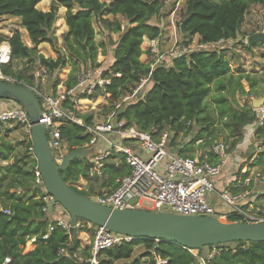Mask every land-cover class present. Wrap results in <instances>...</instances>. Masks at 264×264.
Segmentation results:
<instances>
[{
    "label": "trees",
    "instance_id": "obj_1",
    "mask_svg": "<svg viewBox=\"0 0 264 264\" xmlns=\"http://www.w3.org/2000/svg\"><path fill=\"white\" fill-rule=\"evenodd\" d=\"M40 1L0 0V16L19 17L20 25L32 44L27 46L19 31L13 32L7 39L0 36V43L7 41L11 51L9 63L2 65L1 70L15 78V84L32 85L33 78L29 72L33 65L42 67L45 73L68 66L69 72L62 83L69 90L77 83L82 70L99 68V76L110 80L105 85V92L112 102L130 93L139 80L149 74V62L140 60L145 52L141 45L143 37L158 38L162 33L159 25L149 22L159 15L162 7L160 0H112L109 3L100 0H52L48 11L37 8ZM255 3L264 5V0H184L176 28L183 36H197L201 44L217 45L220 39L234 40L246 13ZM60 6L65 8V51L56 49L55 58L44 57L37 52V45L42 42H48L51 46L55 44L53 27ZM109 15L114 18L111 19ZM94 19L99 21L108 40H111V55L103 64L96 57L99 52L106 55V43L95 41ZM121 19L126 21L124 27ZM112 33H119L115 41L111 39ZM18 59H26L30 63L26 71L14 69L13 64ZM243 80L250 86L248 91L244 89ZM258 81L264 82L263 75L250 77L242 72L233 73L222 49L195 50L178 57L164 58L151 70L140 94L121 103L116 116L125 120L126 125H135L142 130H149L152 126L158 130H171L174 137L179 133L188 135L195 131L192 139L179 150L183 155L189 144L200 139L201 146H209L222 131L226 133L225 138H231L230 146L235 147L243 139L245 127L255 125L256 121L259 123L254 127L253 136L264 146V118L259 120L251 105H240L235 99V93L261 96L263 90L255 89ZM60 83V79H57L53 90ZM208 98L215 105V115L209 110ZM63 105L82 118L84 124L91 122L92 115L79 113L69 96ZM217 120L219 123H216ZM188 121L191 123L187 124ZM59 129L68 151L83 148L88 140L83 125L69 121L61 124ZM1 142L0 146H3ZM28 147H31V142ZM208 154L212 161L211 151ZM110 156L120 160L118 163L101 161L100 185L108 187V191L113 190L120 178L129 172L122 155L112 153ZM7 160V152L0 149V161ZM250 161V166L264 172V150ZM35 162L34 158L29 162L22 157L0 166V186L2 183L6 185L0 191V207L11 212L7 214L0 210V264L6 257H10L8 264H88L59 253L62 246L70 253L78 248V242L69 238L68 231L57 226L48 232L52 217L42 210L43 194L33 185L32 168ZM91 167L88 157L75 158L67 168L60 170V175L78 193L90 196V187L78 189L72 183L79 177L86 179L88 184L93 183V175L89 173ZM94 177L97 178V175ZM18 189L20 193H17ZM260 214L264 216V211ZM226 220L240 221V216L227 213ZM46 234L48 237L43 239ZM32 237H35V246L24 252L26 242ZM230 243L234 247L220 245L222 249L211 258L212 264H264V241ZM138 244L143 245L144 252L134 257V264H143V257H147L150 264H155L157 257L166 260L165 264L196 263L194 254L177 243L131 239L101 250L97 264H113L117 260L128 259ZM84 256H89V250H84Z\"/></svg>",
    "mask_w": 264,
    "mask_h": 264
},
{
    "label": "built area",
    "instance_id": "obj_2",
    "mask_svg": "<svg viewBox=\"0 0 264 264\" xmlns=\"http://www.w3.org/2000/svg\"><path fill=\"white\" fill-rule=\"evenodd\" d=\"M183 3L184 0H172L170 14L174 15ZM172 27L174 28L173 38L171 39L172 43L164 51L160 47L159 37H143V43H145L144 50L150 52L152 55V59L149 62L150 72L164 58L178 57L195 51L191 50L188 45L176 43L178 34L174 23ZM225 40L233 41V39H220L217 43ZM205 45L199 43L200 47H205ZM10 55L9 44L5 41L1 42L0 80L14 83L17 82L16 79L5 75L1 70L2 65L9 62ZM150 72L139 80L130 93L122 96L118 101L111 102L112 108L104 120L92 121L87 124H84L82 118L76 116L72 109L64 106L63 101L67 96L79 89H82L85 97H91L93 93L98 92V95L108 98L109 95L105 92V85L110 80L109 78H101L99 76V68L87 69L83 72V75H80V72L77 83L71 89L62 88L54 94H44L40 92L38 87L27 85L35 91L38 99L39 96L43 99L42 103L39 101L42 108L39 123L44 124L46 128L53 159L56 163H60L65 155L59 126L72 121L84 126L88 137L86 146L94 147L101 143L105 145L103 151L101 153L98 152L94 156V161L97 165H99L100 160L105 157L107 158L111 153H115L122 155L129 166V172L121 178L120 183L113 191L97 194L94 198L89 196L96 202L113 209H126L141 207L143 202L147 201L152 205L154 211L172 212L180 215L215 216L219 218L209 200V195L216 192L215 179L222 171V166L225 162L224 158H221L219 162L213 163L199 157L175 153L171 149L174 138L173 131L168 129L158 130L156 126H152L149 130H142L135 125H126L125 120L118 119L116 116V110L121 103L130 101L140 94L149 78ZM117 75L119 76V74ZM1 104L0 98V106ZM7 121H15L21 125H26L28 129L30 126L26 110L17 101L12 106L0 109V122ZM190 123L191 121L187 122V124ZM124 141H133L136 145L135 148L123 143ZM30 149L32 150V147ZM226 149L227 145L222 141L216 142L212 147L214 153L218 155L223 154V157ZM252 175H256V177L264 180L263 174L252 172L250 175L244 176L243 183L248 184L252 180ZM33 184L44 191L42 198L44 206L42 210L47 213V205L50 201L54 202V198L45 189L37 164L33 167ZM216 195L229 208V212L223 213L221 217L226 219L227 213H236L240 216L241 222L264 221V217L245 211L241 204H239L245 193H232L229 190H222L216 192ZM131 199H136L133 206L130 205ZM55 205L61 209L62 214H59L49 223L48 232L57 226L68 231L70 229L69 215L55 202L53 205V215L56 212ZM0 210L7 214L11 213L7 209ZM75 227L81 231L91 233L90 255L82 258L77 251L70 253L65 246L59 249V253L70 256V258L79 262L85 261L88 264L98 263V253L101 250L132 239L130 236L112 232L104 226L93 224L81 218L76 219ZM47 237L48 234L44 235L43 239ZM30 240L35 242V237H32ZM210 246V252L206 256L195 255L196 263L192 264H212L211 258L218 254L222 247H218L217 245ZM190 251L192 252L193 250ZM9 262L10 257H6L3 264H8ZM165 263L166 260L159 257L156 258V264Z\"/></svg>",
    "mask_w": 264,
    "mask_h": 264
},
{
    "label": "rangeland",
    "instance_id": "obj_3",
    "mask_svg": "<svg viewBox=\"0 0 264 264\" xmlns=\"http://www.w3.org/2000/svg\"><path fill=\"white\" fill-rule=\"evenodd\" d=\"M101 2H105L103 0H100ZM162 1V7L159 13L158 20L156 22H158L159 24H163L165 27V31H169L171 26L174 25L176 26V22L177 20H179L180 18V14L183 10V4L181 5V7L179 8V10L174 14H170V11L172 9V0H169L167 2ZM215 1H219V0H215ZM50 2V6L49 9L51 7L52 4V0H49ZM48 9V10H49ZM46 10V11H48ZM64 12L65 14V8L60 6L58 7V11H57V15H56V21L53 27V35L55 36V44L53 46H51L50 43L48 42H42L40 44L37 45V52L42 54L44 57H56L57 56V52L56 49H61L63 51H65L64 49V42H63V33L60 34L61 30H60V23H63V19L64 16L62 17V13ZM172 15V16H170ZM107 17V15H104V17ZM20 19V18H19ZM65 21V20H64ZM153 22H155L153 20ZM121 23H122V27H124L126 21L121 19ZM93 26H94V30H95V38H97L96 42H100L99 40L101 39V37L104 38L105 43H106V55H102V56H107V59L110 57L111 55V45H110V41L108 40L107 34L103 35L104 29L102 30L101 24L99 23V21L97 19L93 20ZM21 27L20 22H18L17 19L14 18V16H0V33L3 34L4 36H8V34L11 32L10 30H15L17 28ZM22 28V27H21ZM24 33V34H21ZM20 34L22 35V40L24 42L27 41V33L25 32V30H23ZM254 33H264V5L259 4V3H255L252 4L248 10V12L246 13L245 18L242 21V25L240 27L238 36L236 39H234L233 41H222L217 43V45H208L205 47H200L199 46V41L196 38H190L187 36H183L181 35V33L179 31H177L178 37L176 38V43L179 45H188L190 47L191 50H211V49H222V51L224 52V55L227 57L228 61H229V66L231 68V71L233 73H238V72H242L245 74H249L250 77L255 75L257 77L263 75V79H264V38L258 42L249 44L247 42V37L251 34ZM12 34V33H11ZM10 34V35H11ZM9 35V36H10ZM24 35V36H23ZM118 33H113V35L111 34V39H118ZM113 40V41H115ZM6 42V41H5ZM30 43V41H28ZM186 42V43H185ZM27 45H29L26 42ZM32 45V44H30ZM145 45V43L143 44ZM250 45V46H248ZM144 47V46H143ZM216 47V48H215ZM144 49V48H143ZM100 54H102L101 52H99L97 54L96 60L98 61L99 59L101 60V56ZM9 63V62H8ZM30 65V63H28V61L26 59H18L17 61L14 62L13 67L15 70L21 69L22 71H26L28 66ZM69 67L66 66L62 69H59L57 71H54L53 73H45V71L42 69V67H37V65H33V68L31 69V71L29 72L32 75L33 81H32V86L38 87L41 93L44 94H50L53 93L54 91L56 93V91H58V87L62 86L65 89V86L63 85L62 81H64L67 77V73L69 72ZM87 69H96V68H87ZM87 69H84L81 71L80 75H83V72L86 71ZM57 79H60L61 83L58 84L56 86V90H53V84L54 82H56ZM15 83V82H14ZM243 85H244V89L246 91H248L250 89V86L248 85V83L243 80ZM62 89V88H61ZM255 89L257 90H263V93L261 96H255L254 94H246V95H239L238 93H235V99L236 101L241 105L244 104H248L251 105L252 108L256 111L257 117L259 120H261L262 118H264V82L263 81H258L256 83ZM85 96L82 92V89L76 90L74 93L70 94V100L74 102V107L77 109V111L79 113H83L86 115H92V120L94 121H101L104 120L106 118L107 113L109 112L108 110L111 108V101L108 99L103 98L102 96H100V98L102 99L100 104H97V98L98 97V92L94 93L91 97H83ZM9 99L12 98H1L2 102H5ZM258 99H263V101L259 104H255V100ZM39 100L42 103L43 99L42 97L39 96ZM208 104H209V110L210 112L212 111L215 115V105L214 103L210 100V98H208ZM258 113H262L263 115H261V117L258 116ZM216 123H219L218 120L216 121ZM254 124H249L245 127L244 129V136L239 143H241V145L243 147L248 146V149L246 150L247 152L244 154V156L246 157V162L249 161L250 157H247L248 155V151H253L255 152L257 150V148L261 147L264 148V146L262 145L261 141H258L254 138L253 136V131H254ZM0 129H1V134H0V140L2 141L1 144L3 143V146H0L1 150H5V152H7L9 160H7L6 162H2L0 161V166H4L6 165L8 162H11L15 159H21L22 157H25L26 161H31V151L28 147V143L31 142L30 141V126L29 129L26 125H20L18 122L15 121H7V122H0ZM46 129V128H45ZM10 130V132H12L10 134V132L8 131ZM250 133V134H249ZM250 135V136H248ZM46 136H47V131H46ZM226 137V133L224 131H222V133L219 134L218 138H215V140L217 139V141H223L226 145H227V152L234 150V147H231L230 143H231V138L230 137ZM247 137V138H246ZM48 139V137H47ZM50 139V137H49ZM244 140V141H243ZM213 141L210 143V147L212 148L216 141L213 143ZM177 144V141L175 140L173 145ZM212 145V146H211ZM7 146V148H6ZM32 147V145H31ZM210 147H208L206 150H202L201 151H196L193 155H197L200 153H204L207 150H210ZM9 148V149H8ZM8 149V150H7ZM242 152H244L243 150H240ZM33 153V151H32ZM98 153L95 151L94 152V156L97 155ZM192 154V153H190ZM192 155V156H193ZM235 155H238L237 152L233 153L232 157H234ZM34 156V155H33ZM94 156L88 157L89 162L92 163V166L95 167L96 169L100 168L101 170V166L102 165H96V162L94 161ZM243 156V155H242ZM36 160V159H35ZM106 163H118L119 161H114L112 156H108L107 158L105 157L104 159L100 160ZM257 171H259L261 174L264 175V172L262 170H260L259 168H256ZM96 171V170H94ZM100 177H102V174L100 175ZM80 184L83 183L85 184V182H79ZM256 185L258 187V191H263L262 193L258 194V199H259V204L258 209L259 210H264V180L261 181H256ZM87 186V184H86ZM92 186V187H91ZM91 189L92 191L90 192V196L92 198L95 197V195L99 194V187L96 183H91ZM6 187V185L4 183H2V185L0 186V191L2 189H4ZM38 197V196H37ZM218 201L220 202L221 206H226L225 203L220 200L217 197ZM140 209H146V210H153L152 209V205L147 202L144 201L141 207H137ZM2 209V208H1ZM55 209H57V205H55ZM4 210V209H3ZM57 212H55V215L53 216L55 218ZM60 214H62L60 212ZM222 221H227L225 218L220 219ZM229 222V221H227ZM74 230L78 233L77 236H79V240L80 242H82L85 246L87 245V243L89 242V240L91 239V236H86L84 234H80L79 232L81 231L80 229H76V227H73ZM28 242H31V240H29ZM222 245V244H220ZM220 245H217L218 247H221ZM228 245L233 246V243H226L223 244V247H227ZM28 247H30V243L27 244ZM24 248V252H26L27 250H30V248ZM211 250V246L210 245H206L203 248H201V250H193L192 252L195 255H203L206 256ZM144 252V248L142 244H138L137 246L134 247V251L133 254L130 258L125 259V260H121V261H117L115 264H134L133 259L134 257L138 256L140 253ZM143 261V262H142ZM141 262L143 264H150L149 259H147L146 257H143L141 259Z\"/></svg>",
    "mask_w": 264,
    "mask_h": 264
},
{
    "label": "water",
    "instance_id": "obj_4",
    "mask_svg": "<svg viewBox=\"0 0 264 264\" xmlns=\"http://www.w3.org/2000/svg\"><path fill=\"white\" fill-rule=\"evenodd\" d=\"M263 38L264 33H254L247 37V42L252 44ZM0 98H12L26 110L32 151L44 187L53 196L54 202L69 215L71 227H75L76 219L81 218L104 226L112 232L130 236L132 239L174 242L189 250L238 241H264V221L227 222L215 216L180 215L135 207L113 209L85 194L78 193L62 178L60 170L67 168L75 158L83 159L91 156L92 150L85 148L69 150L63 160L56 163L48 143L45 126L39 123L42 108L35 91L24 84L0 80ZM262 101L263 99L255 100V104ZM261 115L258 113L259 117ZM258 123L259 121H256L255 125ZM54 202L50 201L47 205L49 216H52ZM135 202L136 199H131L130 205L133 206Z\"/></svg>",
    "mask_w": 264,
    "mask_h": 264
},
{
    "label": "crops",
    "instance_id": "obj_5",
    "mask_svg": "<svg viewBox=\"0 0 264 264\" xmlns=\"http://www.w3.org/2000/svg\"><path fill=\"white\" fill-rule=\"evenodd\" d=\"M103 1H105L106 3H109L110 1H112V0H103ZM164 2H167V1H169V0H163ZM162 2V1H161ZM37 8H39L40 10H43V11H46V10H48L49 9V6H50V2H49V0H41L39 3H37ZM62 17L64 16V12L62 13V15H61ZM171 16V15H170ZM246 16V15H245ZM3 17V16H2ZM6 17H9V16H6ZM108 17H110L111 19H113L114 18V16H112V15H109ZM118 17V16H117ZM158 17H160L159 15H157V16H154V17H152L150 20H149V22L151 23V24H156V25H159L161 28H162V33H161V35H160V37H159V42H160V47H161V49L164 51V50H166L170 45H171V43H172V36H173V33H174V28L171 26V28H170V30L169 31H165V27H164V25L163 24H159L158 22H156L157 20H158ZM14 18L15 19H17L18 20V22H20V19H19V17H15L14 16ZM119 18V17H118ZM245 18V17H244ZM153 20L155 21V22H153ZM60 30H61V32H60V34L61 33H63V32H66L67 31V26H66V24H65V21H64V19H63V23H60ZM23 30H25L24 28H21V27H19V28H17L16 29V31H19L20 33L23 31ZM102 30H103V28H102ZM11 32L8 34V36L11 34V33H13V32H15V30H10ZM178 30H177V28H176V32H177ZM26 32V31H25ZM21 34H24V33H21ZM119 34V33H118ZM103 35H106V31L104 30V32H103ZM112 35H113V33H112ZM182 35V34H181ZM0 36L1 37H3V38H5V39H7V37L8 36H4L3 34H1L0 33ZM22 36V35H21ZM24 36V35H23ZM118 36V35H117ZM27 37V43L29 44V45H27L26 44V42H24L27 46H31L30 44H31V42L29 43L28 41H30L29 40V38H28V36H26ZM190 38H196V39H198V37L197 36H193V37H190ZM97 40V38H95V41ZM113 40H115V39H113ZM100 42L101 41H105L104 40V38L103 37H101V39L99 40ZM7 42V41H6ZM144 43L142 42V45H141V49L143 50V51H145L143 48L145 47V45H143ZM208 45H210V44H206L205 46H208ZM144 46V47H143ZM103 54H100V56H101V60L99 59L98 60V62H102V64L105 62H107L108 61V59H107V56H102ZM52 57V56H51ZM52 58H55V57H52ZM151 59H152V55L150 54V52H148V51H145L141 56H140V60L143 62V63H148V62H150L151 61ZM111 61V59L109 60V62ZM61 88H63L62 86H60V87H58V91H60L61 90ZM55 93V92H54ZM94 94V93H93ZM83 97H85V96H83ZM98 97L99 98H97L96 100H97V104H100V102H101V98H100V95H98ZM105 99H107V98H105ZM108 99H109V97H108ZM107 99V100H108ZM14 103H16V101L14 100V99H9V100H7V101H5V102H2V104H1V106H0V109H3V108H6V107H9V106H12ZM92 121H94V120H91V122ZM21 125V124H20ZM253 127H255V125H253ZM9 132H10V130H8ZM12 132H10V134H11ZM29 133H30V131H29ZM86 134V133H85ZM154 134H156V133H154ZM194 134H195V131H192V132H190L188 135H184V134H182V133H179L176 137H174V140H173V142H172V151H175V153H178V154H181V153H179V150L182 148V147H184V146H186V143H188L191 139H192V137L194 136ZM245 134V133H244ZM250 134V133H249ZM248 136H250V135H248ZM247 138V137H246ZM88 139V138H87ZM244 139V138H243ZM177 141V144H175V145H173V143H174V141ZM88 141V140H87ZM219 142V141H217V139L216 140H213V143L214 142ZM244 141V140H243ZM223 142V141H222ZM123 143H126V144H128L129 146H131V147H133V148H135V143L132 141H124ZM212 143V144H213ZM62 144H63V148H64V151H65V154H66V152L68 151L67 150V145H66V143L62 140ZM86 144H87V142L84 144V147L83 148H85V149H91L92 150V157L94 156V152L96 151L97 153L98 152H102L103 151V148H105V145L104 144H98L97 146H94V147H88V146H86ZM212 146V145H211ZM208 147H210V144H209V146H201V140L199 139V140H196L195 142H193V143H191V144H189L188 146H187V149H186V151H184V153H186V154H184V155H189V156H192L196 151H201L202 152V150H206ZM31 147H29V149H30ZM77 149H79V148H77ZM248 149V146H246V147H243L242 145H241V143H238L235 147H234V150H231V151H229V152H227V149H226V152H225V155H224V157H223V154L221 155H218V154H216V153H214L213 152V150H212V148L210 147V150H207L206 152H204V153H200V154H197V155H193L192 157H199L200 159H203V160H207V161H209V162H213V163H216V162H219L220 161V159L221 158H224L225 159V162H224V164H223V166H222V171H221V173H220V175L215 179V189H216V192H218V191H222V190H229V191H231L232 193H245V196L239 201V204H241V206L243 207V209L245 210V211H247V212H249V213H251V214H254V215H257V216H261V217H264L262 214H260V212L261 211H264V210H259L258 209V204H259V199H258V194L259 193H262L263 191H258V187H257V185H256V181H261L262 179H260V178H258V177H256V175H252V180L248 183V184H246V183H243V178H244V176H246V175H250L252 172L253 173H257V172H259V171H257L256 170V168H258V167H256V166H250V160H252L254 157H255V155L259 152V151H262V150H264V148H261V147H259V148H257V150L255 151V152H253V151H248V155H247V157H250V156H252L251 157V159L248 161V162H246V157L244 156V154L247 152L246 150ZM240 150H243L244 152H242V151H240ZM30 151H31V153H32V150L30 149ZM209 151H211V155L210 156H212V161H210L209 160V154H208V152ZM235 152H237L238 153V155H235L234 157H232V155H233V153H235ZM190 153H192V154H190ZM112 154V153H111ZM182 155V154H181ZM243 155V156H242ZM91 156H89V159H90V157ZM31 157V161H32V159L34 158V156H33V153H32V155L30 156ZM35 159V158H34ZM119 161L120 159L117 157V158H114V161ZM36 161V160H35ZM2 162H6V161H2ZM126 163V162H125ZM37 164V162H35V165ZM127 164V163H126ZM99 165H102L101 164V161L99 162ZM95 166H97V164L95 165ZM34 167V166H33ZM243 168H245V170H243ZM94 170H96V171H94ZM32 173H33V168H32ZM89 173L91 174V175H93V182L94 183H96L97 185H98V187H99V191H100V193L99 194H102V193H104V192H111V191H113V190H111V191H108V187H101V185H100V180H101V178L102 177H100V175H101V170H100V168L98 169H96L95 167H91L90 169H89ZM127 174V173H126ZM97 175V178L96 177H94V176H96ZM124 176V175H123ZM122 176V177H123ZM121 177V178H122ZM121 178H120V180H121ZM120 180H119V183H120ZM79 182H85V184H83V183H79ZM118 183V184H119ZM69 184V183H68ZM86 184H87V186H86ZM34 185V184H33ZM72 185H74L75 187H77L78 189H88V187H90L91 186V183L90 184H88V182L86 181V179H84L83 177H79V179L77 180V181H74L73 183H72ZM92 187V186H91ZM90 187V188H91ZM37 189H38V191H40L39 193H41V194H43V196H44V191L43 190H40L38 187H36ZM21 191H20V189H18L17 190V193H20ZM216 192L215 193H211L210 195H209V200H210V202H211V204L214 206V208H215V210H216V214H217V216L220 218V219H222L223 217H221V215L223 214V213H226V212H229V208L227 207V206H221L220 205V202L218 201V199H217V195H216ZM43 196H42V198H43ZM96 196V195H95ZM37 198H39V195H38V197ZM264 201V200H263ZM43 202V201H42ZM0 209H1V207H0ZM53 212H54V210H53ZM56 212H57V214H56V216L55 217H57L59 214H60V212H61V209L57 206V209H56ZM54 215H53V213H52V220L54 219V217H53ZM77 229V228H76ZM80 234L82 233V234H84V235H86V236H91V239L89 240V242L87 243V245L85 246L82 242H80V240H79V236H77V232L74 230V228L73 227H71L70 226V229L68 230V234H70V236H69V238H71V239H73V241H75L76 240V242H78V248H77V250H75V251H77V253H79L80 255H81V257L82 258H85V257H87V256H84V250H89L90 249V243H91V241H92V235H91V233L90 232H84V231H80L79 232ZM29 241V240H28ZM26 242V244H25V247L24 248H26V247H28L27 246V244L28 243H30V247H28V248H30V250L35 246V244H34V242ZM27 251H29V250H27ZM26 251V252H27ZM193 253V252H192ZM194 254V253H193ZM89 255H90V252H89ZM153 255H155L154 253H153ZM194 256H195V254H194ZM147 258V257H146ZM148 259V258H147ZM125 260V259H124ZM117 261H121V260H117ZM117 261H115L113 264H115ZM143 262V261H142ZM155 264H156V261H155Z\"/></svg>",
    "mask_w": 264,
    "mask_h": 264
},
{
    "label": "bare ground",
    "instance_id": "obj_6",
    "mask_svg": "<svg viewBox=\"0 0 264 264\" xmlns=\"http://www.w3.org/2000/svg\"><path fill=\"white\" fill-rule=\"evenodd\" d=\"M4 45V44H3Z\"/></svg>",
    "mask_w": 264,
    "mask_h": 264
}]
</instances>
